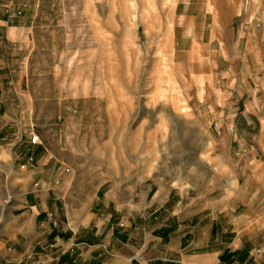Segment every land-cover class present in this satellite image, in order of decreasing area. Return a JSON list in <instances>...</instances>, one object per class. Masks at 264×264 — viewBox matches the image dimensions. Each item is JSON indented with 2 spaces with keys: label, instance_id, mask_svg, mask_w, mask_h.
Listing matches in <instances>:
<instances>
[{
  "label": "crops",
  "instance_id": "obj_1",
  "mask_svg": "<svg viewBox=\"0 0 264 264\" xmlns=\"http://www.w3.org/2000/svg\"><path fill=\"white\" fill-rule=\"evenodd\" d=\"M175 14L177 69L183 57L195 56L179 39L194 29L201 42L209 35L229 51V60L198 73L203 86L195 107L203 106L196 114L212 134L220 181L207 191L167 190L151 176L131 198L96 189L81 199L71 173L53 164L46 148L35 147V162L22 166L31 111L16 67L31 28L10 24L0 8V264H264V42L251 47L249 61V50L240 55L244 31L226 19L190 1H179ZM237 134L250 147L234 158Z\"/></svg>",
  "mask_w": 264,
  "mask_h": 264
},
{
  "label": "rangeland",
  "instance_id": "obj_2",
  "mask_svg": "<svg viewBox=\"0 0 264 264\" xmlns=\"http://www.w3.org/2000/svg\"><path fill=\"white\" fill-rule=\"evenodd\" d=\"M179 1L244 31L240 55L249 50V61L251 47L264 42V0H0L10 24L31 28L16 67L32 125L22 166L35 162V147L46 148L53 164L71 173L80 198L96 189L131 198L151 176L167 190L216 187L224 170L215 166L212 134L196 114L203 107L195 109L203 86L198 73L229 60V51L209 35L201 42L194 29L179 39L195 56L183 57L177 69L172 30ZM23 9L27 18L18 22ZM217 66L227 72L226 64ZM236 136L232 155L239 158L250 141L241 134L237 143Z\"/></svg>",
  "mask_w": 264,
  "mask_h": 264
},
{
  "label": "bare ground",
  "instance_id": "obj_3",
  "mask_svg": "<svg viewBox=\"0 0 264 264\" xmlns=\"http://www.w3.org/2000/svg\"><path fill=\"white\" fill-rule=\"evenodd\" d=\"M165 68H166V67H165ZM165 72L167 73L168 71H164V73H165ZM169 72H170V71H169ZM169 72H168V73H169ZM171 72L173 73V71H171ZM172 73H171L170 75H172ZM167 76H168V77H171V76H169V75H167ZM167 76H166L165 79H167ZM173 78H175V77H173ZM171 80H172V78H171V79L169 78V79H168V83L170 84V87H172V89H173V88L176 86L177 83H176V81H175V82H172ZM174 91H175V89H174ZM175 107H176V106H175ZM175 107H174V108H175ZM179 109H181V108H179Z\"/></svg>",
  "mask_w": 264,
  "mask_h": 264
},
{
  "label": "built area",
  "instance_id": "obj_4",
  "mask_svg": "<svg viewBox=\"0 0 264 264\" xmlns=\"http://www.w3.org/2000/svg\"><path fill=\"white\" fill-rule=\"evenodd\" d=\"M39 142V138L36 135H33L32 138H30L31 144H37Z\"/></svg>",
  "mask_w": 264,
  "mask_h": 264
}]
</instances>
